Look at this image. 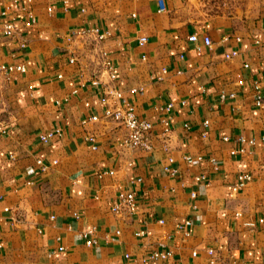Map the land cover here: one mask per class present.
Segmentation results:
<instances>
[{"label":"crops","instance_id":"crops-1","mask_svg":"<svg viewBox=\"0 0 264 264\" xmlns=\"http://www.w3.org/2000/svg\"><path fill=\"white\" fill-rule=\"evenodd\" d=\"M159 1L0 0V65L25 68L0 73V264H264V0ZM107 88L153 123L149 149L81 124ZM126 191L136 210L119 218Z\"/></svg>","mask_w":264,"mask_h":264},{"label":"built area","instance_id":"built-area-1","mask_svg":"<svg viewBox=\"0 0 264 264\" xmlns=\"http://www.w3.org/2000/svg\"><path fill=\"white\" fill-rule=\"evenodd\" d=\"M164 10L163 2L159 1V11ZM34 17L28 16L27 20L24 22V26L29 28L34 23ZM17 32V28L14 26V24L10 21H5L2 25V34L6 37H13ZM92 33L96 34L97 40H102L104 38L103 34H100L97 30L92 29ZM83 32H80V34ZM189 42L197 43L198 42V36L196 34H192L188 38ZM139 45H143L146 42V38H140L138 40ZM202 42L205 46L211 48L212 42L208 36L202 37ZM236 55V52H232L230 55H227V59L231 58L232 56ZM75 58H71L70 61L74 62ZM247 65H245L246 67ZM14 72L24 73L25 68L22 65H0V73L4 75H9ZM113 77V76H112ZM238 85H243V81L239 80ZM102 104L105 106V109L103 111L102 117L97 116H91L88 120H83L81 124L83 126L89 124V123H96L99 121H105V122H116L119 124L120 127H122L125 130V136L123 137L122 143L123 146L127 149H149L150 148V142H151V136H152V130H153V123L146 119H140L138 118L133 110V107L126 106L125 100L123 99L120 92L116 91L113 88H107L103 92V97L101 99ZM255 103L257 105L261 104V96L260 94L256 93L255 96ZM171 104H167L165 106L159 107L158 112L161 114L159 123L163 127V132L167 133L171 129ZM3 132L2 125L0 123V133ZM58 133V131H51L44 135L40 136L41 142H47L50 140L53 136H55ZM86 139L88 141H93L94 137L92 135H87ZM241 141H244L243 138H240ZM264 141V138H262ZM248 144L253 145L254 140H248ZM166 172H170L168 168H165ZM251 180V176L248 173L242 174L238 176V183L236 186V189L239 190L240 188H243L249 181ZM111 212L116 215L119 218H129L131 217L135 210H136V200L135 196L132 192L126 191L121 192L117 196V201L115 204L111 207ZM258 226L264 227V217H260L257 220ZM95 231L96 229L94 227L86 229L84 232H82V237L85 240V244L87 246H92L96 243L95 241ZM116 235H119L120 232L116 231ZM1 248V245H0ZM209 254H212V251L209 250ZM193 256L196 255V253H192ZM172 256V252L170 250H161V249H154L149 254L150 260H167ZM126 258H128L127 255H125ZM145 261V260H143Z\"/></svg>","mask_w":264,"mask_h":264}]
</instances>
